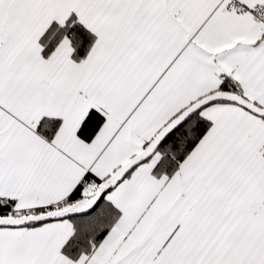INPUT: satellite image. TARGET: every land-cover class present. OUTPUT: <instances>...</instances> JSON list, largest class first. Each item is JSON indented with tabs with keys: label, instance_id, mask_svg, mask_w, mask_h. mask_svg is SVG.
<instances>
[{
	"label": "snow or ice",
	"instance_id": "snow-or-ice-1",
	"mask_svg": "<svg viewBox=\"0 0 264 264\" xmlns=\"http://www.w3.org/2000/svg\"><path fill=\"white\" fill-rule=\"evenodd\" d=\"M0 264H264V0H0Z\"/></svg>",
	"mask_w": 264,
	"mask_h": 264
}]
</instances>
